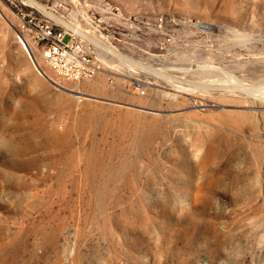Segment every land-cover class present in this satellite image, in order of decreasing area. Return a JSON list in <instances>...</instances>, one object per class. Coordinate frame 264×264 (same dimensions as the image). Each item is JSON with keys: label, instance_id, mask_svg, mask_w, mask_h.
<instances>
[{"label": "rangeland", "instance_id": "obj_1", "mask_svg": "<svg viewBox=\"0 0 264 264\" xmlns=\"http://www.w3.org/2000/svg\"><path fill=\"white\" fill-rule=\"evenodd\" d=\"M71 1L0 0V264H264V0H98L87 99L18 38Z\"/></svg>", "mask_w": 264, "mask_h": 264}, {"label": "built area", "instance_id": "obj_2", "mask_svg": "<svg viewBox=\"0 0 264 264\" xmlns=\"http://www.w3.org/2000/svg\"><path fill=\"white\" fill-rule=\"evenodd\" d=\"M71 2L72 11L53 15L38 9L37 12L23 13L20 16L18 38L31 58L35 55L34 48L41 52L45 63L53 71L57 84L65 81L76 82L77 86L72 91L83 99L85 93L80 84L84 80L94 79L100 71V53H110L93 39L109 45V34L105 30L111 24L112 18L123 13L120 8L111 4L100 5L98 0ZM65 4L68 9V4ZM128 22L133 32H139L143 27L164 32L167 20L165 16L159 15L155 19L129 17ZM164 33L165 38L160 45L162 49L173 40L171 34ZM110 80L116 82L112 76Z\"/></svg>", "mask_w": 264, "mask_h": 264}, {"label": "bare ground", "instance_id": "obj_3", "mask_svg": "<svg viewBox=\"0 0 264 264\" xmlns=\"http://www.w3.org/2000/svg\"><path fill=\"white\" fill-rule=\"evenodd\" d=\"M98 45H100L101 47H103L104 49H106V50H108V51H112V53L114 52L118 57H119V59H121V60H123V61H125L126 63H128L130 66L131 65H133V64H140V63H138V62H135V61H133V60H131V59H129V58H127L126 56H124L122 53H120L119 51H117L116 49H114V48H112V47H110L109 45H105L104 43H102L101 41H99L98 39H96V38H94L93 39ZM179 88H181V87H179ZM251 88V87H250ZM249 88V89H250ZM245 89H247V87L245 88ZM248 89V90H249ZM264 88H259V89H256L257 91H260V92H264V90H263ZM253 90V89H252ZM250 91V90H249ZM84 95H83V98H91V96H90V94L88 93V92H86V91H84Z\"/></svg>", "mask_w": 264, "mask_h": 264}]
</instances>
